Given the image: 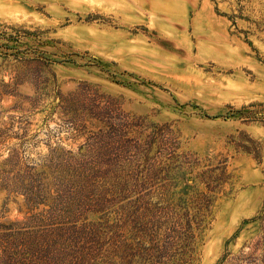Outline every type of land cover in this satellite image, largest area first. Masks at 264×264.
Instances as JSON below:
<instances>
[{
    "label": "rangeland",
    "instance_id": "1",
    "mask_svg": "<svg viewBox=\"0 0 264 264\" xmlns=\"http://www.w3.org/2000/svg\"><path fill=\"white\" fill-rule=\"evenodd\" d=\"M196 198L183 264H264V0H0V233L122 264Z\"/></svg>",
    "mask_w": 264,
    "mask_h": 264
},
{
    "label": "trees",
    "instance_id": "2",
    "mask_svg": "<svg viewBox=\"0 0 264 264\" xmlns=\"http://www.w3.org/2000/svg\"><path fill=\"white\" fill-rule=\"evenodd\" d=\"M208 203L209 201H204L201 198L193 199L190 202L185 200L178 205V211L171 219L163 221L168 222L170 225L167 228L176 233V247L161 243L162 239L158 237L162 228L161 223L158 220L151 221L147 219L141 230L145 236H148L152 244L143 246L138 241L135 243L127 241L124 244L122 264H183L182 259L187 256L190 250L188 249L189 241L194 237L195 229L203 220V212ZM76 220L72 219L74 221L73 227L76 226ZM14 223L16 222H0V229L7 230L13 227ZM83 229L92 239L86 240L88 245L79 247L75 245L70 247L69 250L67 249L68 246H56L55 242L49 243V241H46V245L35 242L27 244L24 238H18L19 235L24 234L23 232L0 233V264H102L101 258L105 255L100 254V239L105 232L99 229V223L93 222L82 223L77 227V230ZM166 248H173L175 251V253L173 251L174 256L177 255L179 261L158 260L159 257L164 255ZM36 252H43L45 258L35 256ZM99 256L101 258L97 259ZM91 259H93L92 263L90 262Z\"/></svg>",
    "mask_w": 264,
    "mask_h": 264
}]
</instances>
